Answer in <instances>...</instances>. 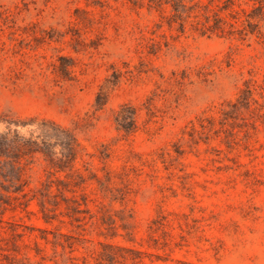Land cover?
<instances>
[{
  "label": "rangeland",
  "instance_id": "obj_1",
  "mask_svg": "<svg viewBox=\"0 0 264 264\" xmlns=\"http://www.w3.org/2000/svg\"><path fill=\"white\" fill-rule=\"evenodd\" d=\"M147 22L111 0H0V132L71 130L86 180L40 155L22 183L0 175V264H264V39L148 54Z\"/></svg>",
  "mask_w": 264,
  "mask_h": 264
},
{
  "label": "trees",
  "instance_id": "obj_2",
  "mask_svg": "<svg viewBox=\"0 0 264 264\" xmlns=\"http://www.w3.org/2000/svg\"><path fill=\"white\" fill-rule=\"evenodd\" d=\"M109 1V0H108ZM120 2L138 18H146L151 36L148 54H156L161 47L181 38H218L244 42L251 37L264 39V0H111ZM82 12L80 9L75 10ZM87 17V12L83 11ZM141 38L143 29L137 24ZM158 39V40H155ZM116 82L107 81L98 91L95 106L107 103L108 91ZM246 92H249L247 90ZM249 102V100H248ZM235 105V104H234ZM138 109L130 104H122L113 113V122L118 130L133 133L137 126ZM9 124V123H8ZM0 132V162L3 165L0 175H13L17 183L23 182V163L36 155L42 156L46 164L58 174H64L70 183L86 184L84 177L76 173V162L80 155L79 144L69 129L52 121L30 119L13 122ZM28 129L27 135L19 130ZM88 180L94 178L90 169ZM87 175V176H88ZM7 177V176H6ZM68 181H59L67 183ZM44 196L39 202L44 208Z\"/></svg>",
  "mask_w": 264,
  "mask_h": 264
}]
</instances>
